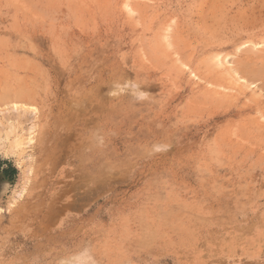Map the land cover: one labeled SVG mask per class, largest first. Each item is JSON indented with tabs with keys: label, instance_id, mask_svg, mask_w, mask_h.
Wrapping results in <instances>:
<instances>
[{
	"label": "rangeland",
	"instance_id": "rangeland-1",
	"mask_svg": "<svg viewBox=\"0 0 264 264\" xmlns=\"http://www.w3.org/2000/svg\"><path fill=\"white\" fill-rule=\"evenodd\" d=\"M0 264H264V0H0Z\"/></svg>",
	"mask_w": 264,
	"mask_h": 264
},
{
	"label": "bare ground",
	"instance_id": "bare-ground-1",
	"mask_svg": "<svg viewBox=\"0 0 264 264\" xmlns=\"http://www.w3.org/2000/svg\"><path fill=\"white\" fill-rule=\"evenodd\" d=\"M26 93L23 91L22 88L18 87L15 89V95L18 97V98H21L25 95Z\"/></svg>",
	"mask_w": 264,
	"mask_h": 264
}]
</instances>
